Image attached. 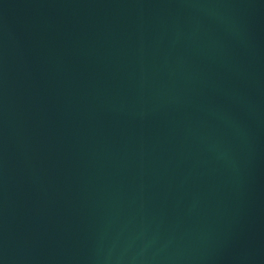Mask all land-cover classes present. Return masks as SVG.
Masks as SVG:
<instances>
[{
	"label": "water",
	"instance_id": "obj_1",
	"mask_svg": "<svg viewBox=\"0 0 264 264\" xmlns=\"http://www.w3.org/2000/svg\"><path fill=\"white\" fill-rule=\"evenodd\" d=\"M0 264H264V0H0Z\"/></svg>",
	"mask_w": 264,
	"mask_h": 264
}]
</instances>
